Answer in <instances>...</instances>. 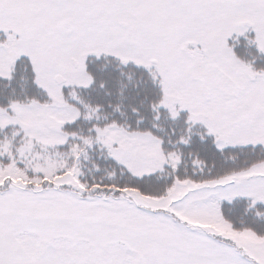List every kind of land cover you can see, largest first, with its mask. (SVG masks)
I'll return each instance as SVG.
<instances>
[{"label":"snow or ice","instance_id":"6c2138e0","mask_svg":"<svg viewBox=\"0 0 264 264\" xmlns=\"http://www.w3.org/2000/svg\"><path fill=\"white\" fill-rule=\"evenodd\" d=\"M0 264H264V0H0Z\"/></svg>","mask_w":264,"mask_h":264}]
</instances>
